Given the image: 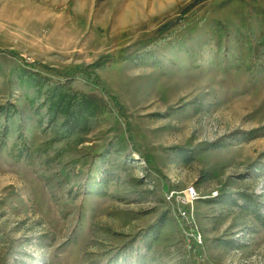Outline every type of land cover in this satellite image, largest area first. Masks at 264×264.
<instances>
[{
	"label": "rangeland",
	"instance_id": "1",
	"mask_svg": "<svg viewBox=\"0 0 264 264\" xmlns=\"http://www.w3.org/2000/svg\"><path fill=\"white\" fill-rule=\"evenodd\" d=\"M260 9L0 0V264H139L136 251L145 264H264ZM105 56L95 72L115 113L50 143L62 118L49 123L21 71L75 72ZM87 83L77 86L95 90ZM19 138L30 153L17 161ZM188 186L198 200L186 201ZM162 216L147 251L140 236Z\"/></svg>",
	"mask_w": 264,
	"mask_h": 264
},
{
	"label": "trees",
	"instance_id": "2",
	"mask_svg": "<svg viewBox=\"0 0 264 264\" xmlns=\"http://www.w3.org/2000/svg\"><path fill=\"white\" fill-rule=\"evenodd\" d=\"M258 13L259 15H264V10L260 9ZM261 37L264 39V35H261ZM145 44L149 46V42ZM109 59H111L109 56L102 57L83 69L78 68L75 72L58 73L54 68H48L41 64H37V67L43 68L48 71L49 74H43L40 70L30 68H25L21 71L19 78L22 84H27L35 90L38 96L43 97L42 104L46 107V115L49 123L54 124L59 118H62V123L50 143L68 139L74 134L87 132L101 119L115 113L112 102L116 103L117 100L114 96L108 95L103 88L100 87V80L95 72V69L99 65L107 62ZM259 68L261 71H264V65L260 64ZM252 69L253 68L250 70ZM82 76H85L87 79V85L96 86L95 90L86 92L77 86L81 83ZM118 106L119 105L116 107L118 108ZM3 114L7 117L12 116L8 110L3 111ZM260 130L261 129L258 128L249 132H243V134L251 136ZM20 140L19 138L15 145L18 149L16 152L17 154L14 152L12 154L13 157H17V161H20L22 159L21 157L26 153H30V149L24 139L22 141ZM27 158V160H29L30 154L27 155ZM96 185L98 186L95 189V195H104L105 192L102 188L104 185L102 182L99 180L97 183L93 184V186ZM245 205L247 209H253V213L258 215L254 208H252V205ZM164 225L165 219L162 216L140 236V241L144 243V248L147 251L151 249L153 242L158 239ZM133 251L134 250L131 252ZM126 252L127 250H123V253L120 252L118 255H120V257H126ZM136 258L137 263L145 264V255L139 254V252L136 251Z\"/></svg>",
	"mask_w": 264,
	"mask_h": 264
},
{
	"label": "built area",
	"instance_id": "3",
	"mask_svg": "<svg viewBox=\"0 0 264 264\" xmlns=\"http://www.w3.org/2000/svg\"><path fill=\"white\" fill-rule=\"evenodd\" d=\"M184 195L187 202H193L199 199V194L193 186H188L184 191ZM215 196H217V192H215L212 197Z\"/></svg>",
	"mask_w": 264,
	"mask_h": 264
}]
</instances>
